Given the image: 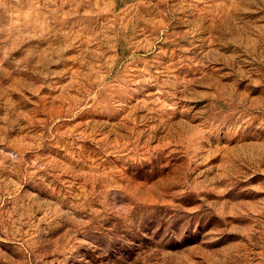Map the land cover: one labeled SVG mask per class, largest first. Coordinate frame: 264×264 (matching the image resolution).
<instances>
[{
	"label": "rangeland",
	"instance_id": "obj_1",
	"mask_svg": "<svg viewBox=\"0 0 264 264\" xmlns=\"http://www.w3.org/2000/svg\"><path fill=\"white\" fill-rule=\"evenodd\" d=\"M0 264H264V0H0Z\"/></svg>",
	"mask_w": 264,
	"mask_h": 264
}]
</instances>
